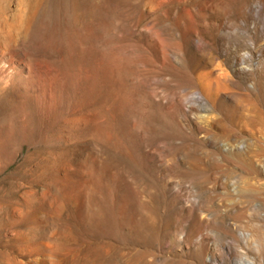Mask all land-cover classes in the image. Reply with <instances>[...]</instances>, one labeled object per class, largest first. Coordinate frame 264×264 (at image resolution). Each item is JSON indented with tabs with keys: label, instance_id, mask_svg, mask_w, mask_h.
<instances>
[{
	"label": "rangeland",
	"instance_id": "obj_1",
	"mask_svg": "<svg viewBox=\"0 0 264 264\" xmlns=\"http://www.w3.org/2000/svg\"><path fill=\"white\" fill-rule=\"evenodd\" d=\"M218 1L0 0V61L73 69L97 111L0 96V264H264L236 231L264 239V0Z\"/></svg>",
	"mask_w": 264,
	"mask_h": 264
},
{
	"label": "bare ground",
	"instance_id": "obj_2",
	"mask_svg": "<svg viewBox=\"0 0 264 264\" xmlns=\"http://www.w3.org/2000/svg\"><path fill=\"white\" fill-rule=\"evenodd\" d=\"M74 2V1H73ZM259 2V1H258ZM70 3V2H69ZM230 3V2H229ZM227 0H220L218 1L216 4H210V5H206L203 6L202 9L204 8V11L206 10H211L217 13H222V14H226L229 12L230 10V6ZM261 3V2H260ZM259 4V3H258ZM260 5V4H259ZM262 5V4H261ZM257 6V5H256ZM258 7V6H257ZM66 8V7H65ZM86 8V7H85ZM250 11V10H249ZM255 11V10H254ZM256 12V11H255ZM254 12V13H255ZM261 13V12H260ZM259 13V14H260ZM253 14V13H251ZM258 14V13H257ZM68 15V14H67ZM250 15V14H249ZM73 16V15H72ZM253 17L255 15H252ZM261 16V15H260ZM251 17V16H250ZM249 17V18H250ZM252 18V17H251ZM262 20V19H261ZM204 22V21H202ZM258 21H256L255 25L257 24ZM260 23V22H259ZM200 24V23H199ZM205 25V24H204ZM208 25V24H207ZM213 25V24H212ZM263 25V23H262ZM203 26V24H202ZM200 26V27H202ZM210 26V24H209ZM228 26V25H227ZM226 26V27H227ZM205 28H208L206 26H204ZM214 27V25L212 26ZM217 27V26H216ZM229 27V26H228ZM262 27V26H261ZM223 28V27H222ZM209 29V28H208ZM207 29V30H208ZM213 29V28H212ZM240 29V28H239ZM239 29H231L229 28H225L223 30V34L221 33V35L223 36V39L225 40L227 45H230L231 48L232 46H236L241 42L240 41V32ZM261 30V28H259ZM258 29V30H259ZM203 30V29H202ZM263 30H264V26H263ZM216 31V29L214 30ZM218 31V30H217ZM251 31V30H250ZM256 31V30H254ZM262 31V30H261ZM204 32V31H201ZM242 33V32H241ZM258 33V32H257ZM207 34V33H205ZM210 34V33H209ZM218 35V34H217ZM243 35V34H242ZM261 35V34H260ZM264 35V34H263ZM261 35V36H263ZM253 34L251 36H248V41H250L251 43L255 42V39H253ZM257 36V35H256ZM264 37V36H263ZM14 37H12L13 39ZM246 38V36H245ZM255 38V37H254ZM247 39V38H246ZM221 40V39H220ZM242 40V38H241ZM246 41V42H248ZM224 42V41H223ZM249 42V43H250ZM255 44V43H254ZM240 47V46H239ZM237 50V49H236ZM3 58H8L10 59V61H8L7 64L6 62L3 63V61H0V89H1V94L0 96L3 99H7L9 98V96L11 94H13L17 100V105L16 107L18 109H21L22 111L25 110H29L30 108H32L34 111H38L36 112V114H40L41 112L44 114L46 112H52L53 110H58V106H62L63 109L66 112V117L62 118L63 119V123L66 126H70L71 129H73V127H75V129H81L82 127H87L86 125L88 124L89 126V121H91L90 125H95L94 120L89 119V116L86 115V112L88 111V114L90 113V116L96 115L93 114L95 109L92 107V109L90 108V110H87L86 108H84L83 105V101H82V96L81 93H79V86H78V78L77 75L69 70H62L60 68H50L49 71L47 73H45L44 71H40V68H36L35 65H33L32 61L23 54V52L21 51V49L16 45L13 44L12 46L9 47V49L5 50V52H2ZM214 56V55H213ZM213 56L211 55V57L213 58ZM79 57V56H77ZM202 59V58H201ZM252 60V55L249 53H243L242 56H238L235 61L239 62L240 64H244L247 61ZM66 61V60H65ZM64 61V62H65ZM74 61V60H72ZM81 61V60H80ZM93 62V61H92ZM1 63H3L1 65ZM206 63V62H205ZM208 63V62H207ZM217 63V62H216ZM35 64V63H34ZM37 64V63H36ZM39 64V63H38ZM196 65V64H195ZM208 65V64H206ZM210 65H214L216 68H218V70H222V74L226 75V72L224 71V69H222L220 67L221 64L215 65V61L214 59L210 62ZM239 65V64H237ZM77 66V65H76ZM199 66V65H198ZM197 66V67H198ZM204 66V65H203ZM222 66V65H221ZM48 67V66H47ZM54 67V66H53ZM73 67V66H72ZM79 67L81 68V66L79 65ZM209 68V67H208ZM241 69L244 73L247 74V68H239ZM261 70L262 73H264V65L261 64H257L255 66V70ZM42 70V69H41ZM77 70V69H76ZM239 70V71H241ZM74 71V70H73ZM78 71V70H77ZM202 71V70H201ZM213 71V70H212ZM211 71V72H212ZM216 71V70H214ZM210 72V71H208ZM242 72V73H243ZM83 73V72H81ZM191 73V72H190ZM205 73V72H204ZM214 73V72H213ZM220 71H219V76H220ZM194 74V73H193ZM199 74V73H198ZM208 74V73H207ZM229 74V73H228ZM250 74V73H249ZM204 75V74H203ZM222 75V76H223ZM80 76V75H78ZM212 77V76H211ZM221 78V77H220ZM223 78V77H222ZM221 78V79H222ZM225 78V77H224ZM211 79V78H210ZM218 79V78H217ZM207 80V79H206ZM226 80V79H224ZM213 82V80H210ZM209 81V82H210ZM221 82V81H219ZM220 85V84H219ZM111 87V86H110ZM223 87V85H222ZM226 87V86H225ZM86 89V88H85ZM111 89V88H110ZM212 89V87H211ZM224 89V88H223ZM109 90V89H108ZM91 91V90H90ZM111 91V90H110ZM109 91V92H110ZM208 91V89H207ZM220 92V91H218ZM222 92V91H221ZM211 94V93H210ZM218 94V93H217ZM110 95V93H109ZM99 96V95H98ZM11 97V96H10ZM85 98V97H84ZM88 98V96L86 97ZM112 98V97H111ZM110 99V98H109ZM97 100V99H96ZM107 100V99H106ZM113 100V99H112ZM86 101V100H85ZM108 103V102H107ZM90 106H95L92 105L91 103ZM112 104V103H111ZM86 105V104H85ZM106 105V104H105ZM108 106V104L106 105ZM84 108V109H82ZM97 108V107H96ZM31 109V110H32ZM87 110L85 113L83 112V110ZM30 110V111H31ZM32 110V111H33ZM63 110V111H64ZM99 111V110H98ZM26 112V111H25ZM56 112V111H55ZM97 112V111H96ZM94 112V113H96ZM102 112V111H101ZM105 112V111H104ZM27 113H29L27 111ZM31 113V112H30ZM29 113V114H30ZM103 113V112H102ZM35 114V115H36ZM47 114V113H46ZM65 114V113H64ZM33 115V113L31 114ZM61 115V114H60ZM102 115V114H101ZM100 115V116H101ZM50 117V115H48ZM48 116H44L45 118ZM56 116V115H55ZM53 116V117H55ZM103 116V115H102ZM38 117V116H37ZM42 118V116H40ZM52 117V116H51ZM94 117V116H93ZM97 119V116H95ZM29 118V116H28ZM27 118V119H28ZM39 118V117H38ZM37 118V119H38ZM40 118V119H41ZM24 119V118H23ZM31 120V119H30ZM43 120V118H42ZM46 120V119H45ZM33 121V120H32ZM53 121V120H52ZM17 122V121H16ZM87 124H86V123ZM23 124V122H22ZM35 124V123H34ZM82 124H86L85 126H83ZM63 125V124H62ZM97 125V124H96ZM77 127V128H76ZM94 127V126H93ZM97 127V126H96ZM64 128V127H63ZM69 128V127H67ZM88 128V127H87ZM89 130L92 128H88ZM7 130V129H6ZM54 130V129H53ZM61 130V129H60ZM59 130V131H60ZM67 130V129H66ZM74 130V129H73ZM85 130V129H84ZM28 131V130H27ZM49 131V130H48ZM56 131V130H55ZM71 131V130H70ZM78 131V130H77ZM98 131V130H97ZM61 132V131H60ZM64 132V131H63ZM69 132V131H68ZM74 132V131H73ZM76 132V131H75ZM83 132V131H82ZM85 132V131H84ZM87 132V130H86ZM85 132V133H86ZM93 132H95V130H93ZM92 133V132H90ZM51 134V133H50ZM68 134V133H67ZM78 134V133H77ZM87 134V133H86ZM85 134V135H86ZM95 134V133H94ZM98 134V133H97ZM90 135V134H89ZM105 135V133H104ZM51 136V135H50ZM71 136V135H70ZM83 136V135H82ZM88 136V135H87ZM93 136V134H92ZM48 137V136H47ZM64 137V136H63ZM76 137V135H75ZM81 137V136H80ZM91 137V136H90ZM97 137V135H96ZM95 137V138H96ZM107 137V136H106ZM109 137V136H108ZM69 138V137H68ZM72 138V137H71ZM77 139V138H75ZM79 139V136H78ZM83 140V139H81ZM70 143V142H69ZM66 171V169H65ZM59 173V171H58ZM66 173V172H65ZM61 174V173H60ZM59 174V175H60ZM67 177V176H66ZM61 178V177H60ZM65 178V177H64ZM50 189V188H49ZM74 191V190H73ZM50 191L46 190L44 192V195L49 194ZM53 193V192H52ZM50 196V194H49ZM46 197V196H45ZM51 198V197H50ZM64 201H59L58 204V210L59 212L63 211L66 209L65 205H64ZM195 207V206H194ZM247 229V228H246ZM243 227H238L236 229L237 233L242 237V239L248 243H250L252 246H254V250L257 253V256L260 258V260H264V239H263V235H258V234H254L251 233V231L249 232L248 230H246ZM249 245V246H251ZM230 248V247H229ZM211 249V248H210ZM209 249V250H210ZM252 249V247H251ZM253 250V251H254ZM213 252V251H212ZM211 254V252L209 253ZM214 254V253H212ZM211 254V258L214 259V257L217 256H213ZM52 255V254H51ZM50 255V256H51ZM56 257L52 258L49 260V264H59L60 262L55 259ZM47 261V260H46ZM246 264H251L250 262H247Z\"/></svg>",
	"mask_w": 264,
	"mask_h": 264
}]
</instances>
